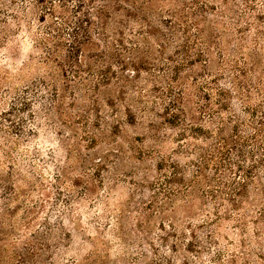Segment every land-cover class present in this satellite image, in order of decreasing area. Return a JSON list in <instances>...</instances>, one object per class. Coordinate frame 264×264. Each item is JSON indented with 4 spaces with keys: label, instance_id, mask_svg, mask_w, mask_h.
<instances>
[{
    "label": "rangeland",
    "instance_id": "obj_1",
    "mask_svg": "<svg viewBox=\"0 0 264 264\" xmlns=\"http://www.w3.org/2000/svg\"><path fill=\"white\" fill-rule=\"evenodd\" d=\"M263 37L264 0H0V264H264V132L216 149Z\"/></svg>",
    "mask_w": 264,
    "mask_h": 264
},
{
    "label": "trees",
    "instance_id": "obj_2",
    "mask_svg": "<svg viewBox=\"0 0 264 264\" xmlns=\"http://www.w3.org/2000/svg\"><path fill=\"white\" fill-rule=\"evenodd\" d=\"M36 1H43V0H36ZM106 7L108 9L111 6L107 4ZM111 8H113V7H111ZM142 19L146 24L149 23L148 20H146L145 18H142ZM149 28H152L151 25H149ZM262 40L264 41V37ZM260 69H261L260 68V61L258 60V58H255V66L253 68L254 73H253V78H252V80H254L253 82L251 80V75L248 74L249 72H244V71L240 72V75H242L243 79H246L247 82H246L245 87L241 86V88H242L241 91L239 89H237L235 91L236 95H237L235 97V99H236L238 104L244 105V99L251 98L254 91L256 92V90H260L259 92H261L260 85L262 84L263 72ZM62 74H63V72H62ZM100 78H101L100 81H102V82L109 80V78L107 76H104V75H100ZM242 81H245V80H242ZM235 85H236V82H235ZM222 92H223L222 90H219V94H222ZM263 92H264V90H263ZM240 96H242V97H240ZM245 105H247V104H245ZM227 106L230 107L231 104L230 105L228 104ZM125 109H129V106H125ZM251 112H252L251 114H253V113L255 114V118H253V119H256V120L253 123L254 126H250V129L252 130V133L250 134V136H247L246 138L243 136L241 137L238 125H234L233 126L234 133L232 135H230L227 138H220L219 144L217 145L218 147L216 148L220 155H224L225 150L228 151L227 147H229L230 145L233 146V148H235L234 149L235 152L238 151L239 149H238L237 145L240 144L239 143L240 140L249 142L251 147H257L258 146L257 135L262 131L264 132V116H262V114H261L259 116V118H256L257 110L255 108L251 109ZM239 151L242 152V150H239ZM260 151H261V157H264V147H261ZM252 152H251V155L252 154L254 155V153H252ZM253 155L251 157H253V159H254ZM250 179H252V178H250ZM242 186L246 187L247 183H246V186H245V184H243ZM234 205L237 206L236 203ZM261 213H262L261 215L264 216V212H261Z\"/></svg>",
    "mask_w": 264,
    "mask_h": 264
}]
</instances>
